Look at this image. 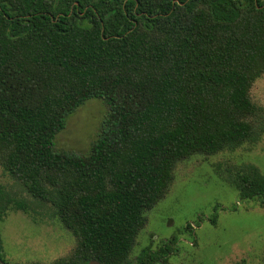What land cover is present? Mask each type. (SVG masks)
<instances>
[{"label":"trees","instance_id":"1","mask_svg":"<svg viewBox=\"0 0 264 264\" xmlns=\"http://www.w3.org/2000/svg\"><path fill=\"white\" fill-rule=\"evenodd\" d=\"M263 74L264 0H0V168L74 238L51 264H168L174 237L130 257L146 212L180 161L257 141ZM92 98L89 151L56 148ZM229 183L264 206L257 168ZM25 207L0 186V222Z\"/></svg>","mask_w":264,"mask_h":264},{"label":"rangeland","instance_id":"2","mask_svg":"<svg viewBox=\"0 0 264 264\" xmlns=\"http://www.w3.org/2000/svg\"><path fill=\"white\" fill-rule=\"evenodd\" d=\"M250 96L264 112V74L253 83ZM103 104L88 99L69 114L54 137L55 147L88 152L105 113ZM246 166L264 175V132L253 144L180 161L165 197L146 212L131 259L174 237L177 251L168 264H264V206L239 200L229 183L236 169ZM0 186L26 206L7 210L0 222L4 264H51L71 251L74 238L52 210L36 203L1 168Z\"/></svg>","mask_w":264,"mask_h":264},{"label":"water","instance_id":"3","mask_svg":"<svg viewBox=\"0 0 264 264\" xmlns=\"http://www.w3.org/2000/svg\"><path fill=\"white\" fill-rule=\"evenodd\" d=\"M89 264H98V263H96V262H90Z\"/></svg>","mask_w":264,"mask_h":264},{"label":"flooded vegetation","instance_id":"4","mask_svg":"<svg viewBox=\"0 0 264 264\" xmlns=\"http://www.w3.org/2000/svg\"><path fill=\"white\" fill-rule=\"evenodd\" d=\"M187 229V228H186ZM189 229H190V227H189Z\"/></svg>","mask_w":264,"mask_h":264}]
</instances>
